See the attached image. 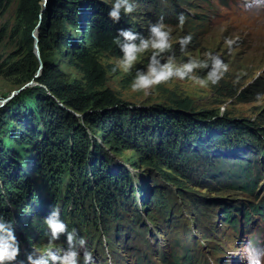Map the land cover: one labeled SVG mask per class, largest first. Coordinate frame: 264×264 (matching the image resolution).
I'll return each instance as SVG.
<instances>
[{"label": "rangeland", "instance_id": "1", "mask_svg": "<svg viewBox=\"0 0 264 264\" xmlns=\"http://www.w3.org/2000/svg\"><path fill=\"white\" fill-rule=\"evenodd\" d=\"M54 1L47 0L45 7ZM85 1L109 9L114 2ZM132 2L136 10L127 16L142 35L147 36L150 24L163 16L173 35L177 63L186 62L190 57H202L211 51L229 65V72L218 86L201 88L191 80H172L148 94L133 93L131 81L137 69L146 68L150 53L142 55L128 74L112 71L121 57L99 53L107 78L97 89H109L122 101L136 107L172 106L176 98H188L193 102L194 111L213 110L217 117L238 122L246 120L260 138L247 134L238 139L235 135L230 136L233 142L222 147L223 156L213 157L223 160L217 161L221 167L210 176L196 167L190 169L187 176L167 168L158 170L138 162L137 154L131 149L109 154L110 166H125L133 178L132 204L121 210L117 219L106 222L96 224L92 219L80 220L73 211L64 222L69 231L75 230L86 240L94 264H108L109 259L111 264H246L245 248L264 245V100H257V94L264 93V8L245 7V0ZM19 3L20 0H12L0 19V108L13 101L14 107L28 115L33 111L31 90L41 86L36 78L41 74L42 59L36 47L30 50L18 15ZM180 14L186 18L182 29L178 26ZM41 22L42 19L39 24ZM64 26L66 32L78 35V30L68 22ZM56 31L64 32L52 28L50 33L54 39ZM188 34L193 38L192 43L182 53L178 40ZM37 35L38 32H34L35 39ZM228 40L234 41L231 51L226 43ZM69 47L64 43L59 48L54 45L49 60L60 68L63 80L81 79L85 82L69 55ZM32 54L40 64L34 78L29 76L35 63ZM196 75L203 76L204 73L197 72ZM18 89L20 91L12 95ZM75 114L82 126L87 127L82 116ZM10 124L15 129L20 126L15 120ZM5 139L12 151L19 150L24 155L20 143L9 136ZM24 158L29 166L35 163L29 153ZM134 161H137L136 165ZM164 171L172 178L163 174ZM235 172L236 175H229ZM246 177L255 185L253 190L243 185ZM232 183L239 186H232ZM39 188L33 215L45 223L53 209L61 210L62 203L58 200L52 209L51 194L43 188L39 191ZM33 232V244L21 245L22 254L14 264H24L28 248L46 246L48 235L40 236L35 229ZM55 247H66L64 236L55 242ZM80 264H83L82 258Z\"/></svg>", "mask_w": 264, "mask_h": 264}, {"label": "trees", "instance_id": "2", "mask_svg": "<svg viewBox=\"0 0 264 264\" xmlns=\"http://www.w3.org/2000/svg\"><path fill=\"white\" fill-rule=\"evenodd\" d=\"M11 1L0 0V19ZM43 2L20 0L18 7L31 51L35 48L34 32L38 31L43 62L36 78L41 86L31 90L33 111L21 113L13 101L0 108V217L12 223L20 248L24 243L33 244V229L47 237V225L33 215L37 187L51 194L52 209L58 200L62 203V220L73 211L80 220L92 219L97 224L117 219L133 202V178L125 166L111 167L109 154L131 149L138 162L158 170L167 168L187 176L196 167L210 176L220 169V159L213 157L223 156L222 147L233 142L230 136L260 138L246 120L217 117L213 110L194 111L188 98H176L172 106L136 107L109 89L98 90L107 78L98 54L121 57L114 43L118 30L141 33L140 29L124 14L119 23L113 22L108 16L110 9L101 4L55 0L44 7ZM66 22L78 30L77 36L66 32ZM52 28L64 32L56 31L54 39ZM63 43L70 45L69 55L85 82L63 80L60 68L51 64L53 46L59 48ZM32 56L35 63L30 78L40 68L37 57ZM13 120L19 123L18 129L11 127ZM6 136L21 144L24 155L12 151ZM27 153L34 157L35 163L30 166L25 163ZM243 185L248 190L255 186L248 177Z\"/></svg>", "mask_w": 264, "mask_h": 264}, {"label": "clouds", "instance_id": "3", "mask_svg": "<svg viewBox=\"0 0 264 264\" xmlns=\"http://www.w3.org/2000/svg\"><path fill=\"white\" fill-rule=\"evenodd\" d=\"M253 5L264 8V0H245L244 6ZM136 10L132 0H114L108 12L109 18L119 23L122 14L129 15ZM178 26L182 29L186 18L178 16ZM191 34L180 37V51L186 52L192 43ZM114 43L122 53L112 71L128 74L144 54L150 53L145 69H137L130 84L133 93H150L160 85L172 80H191L201 88L218 86L229 72V65L220 55L207 51L202 57H190L186 62L177 63L173 51V35L161 16L150 24L148 35L134 32L131 29H119ZM231 51L234 41H226ZM203 72V76L196 75ZM257 100H264V93L257 94ZM48 229V241L45 247L34 248L25 257L24 264H94L93 253L87 248V242L78 233L68 230V225L61 219L60 210L53 209L45 218ZM65 237L66 247L57 248L55 242ZM246 264H264V245L245 248ZM21 252L20 242L10 221L0 217V264H14ZM108 264H111L109 259Z\"/></svg>", "mask_w": 264, "mask_h": 264}, {"label": "water", "instance_id": "4", "mask_svg": "<svg viewBox=\"0 0 264 264\" xmlns=\"http://www.w3.org/2000/svg\"><path fill=\"white\" fill-rule=\"evenodd\" d=\"M47 4V0H44V2H43V6L45 7V5ZM35 32H38L37 30L35 31ZM36 37V41H35V47H36V49H37V53H38V55H40V52H39V45H38V35L37 36H35ZM40 57V56H39ZM41 67H43V64H42V62H41ZM20 91V89H18L17 91H14L13 93H12V95L13 94H15L16 92H19Z\"/></svg>", "mask_w": 264, "mask_h": 264}]
</instances>
